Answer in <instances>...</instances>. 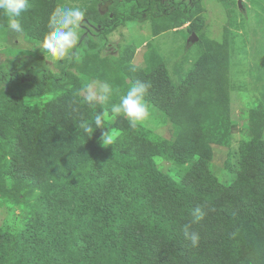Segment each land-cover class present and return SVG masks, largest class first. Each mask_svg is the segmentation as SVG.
Wrapping results in <instances>:
<instances>
[{"label": "trees", "instance_id": "trees-1", "mask_svg": "<svg viewBox=\"0 0 264 264\" xmlns=\"http://www.w3.org/2000/svg\"><path fill=\"white\" fill-rule=\"evenodd\" d=\"M166 1L117 0L109 14L89 6L85 21L97 40L82 38L79 62L70 58L55 77L0 89V196L30 207L22 229L0 228V264H264L263 106L247 118L235 178L221 184L210 170L212 144L231 140L229 31L221 43H205L178 84L152 45L147 67L128 73L130 85L151 83L146 100L172 124V141H154L124 117L91 137L79 124L92 122L100 105L89 108L70 95L33 101L80 76L97 78L99 51L116 28L143 15L172 16L175 24L202 0L188 9ZM64 2L30 0L19 33L42 43L50 13ZM208 109L213 131L200 128ZM108 128L120 134L105 148L99 137ZM156 157L182 168L178 178L160 170ZM196 207L206 214L192 224ZM186 225L199 234L198 246L185 237Z\"/></svg>", "mask_w": 264, "mask_h": 264}, {"label": "rangeland", "instance_id": "rangeland-1", "mask_svg": "<svg viewBox=\"0 0 264 264\" xmlns=\"http://www.w3.org/2000/svg\"><path fill=\"white\" fill-rule=\"evenodd\" d=\"M116 2L117 0H65L64 6H78L86 10L89 6L96 5L101 14H109ZM166 2L170 7L173 2L182 3L186 9L192 5V0ZM171 18L173 17L164 14L155 19L143 15L106 34L105 45L99 51L97 78L86 79L80 76L81 82L78 84H60L51 92L44 91L36 95L33 101L45 103L60 95H70L79 100L75 96L76 91L93 80L108 81L123 93L130 86L128 73L132 69L147 67L149 45L161 56L169 77L178 84L205 50V43H221L225 32L229 31L231 140L212 144L210 161L211 172L221 184L227 185L236 176L240 146L249 138V113L252 109L264 107V0H202L198 6L185 13L182 21L174 24ZM96 31L91 23L85 21L81 41L78 43L79 53L84 54L85 51L83 39L97 40ZM192 35H196L198 39L189 43ZM42 51V43L33 42L22 33L8 29L0 31V83L4 85L0 84V89H7L15 82L59 75L63 61H48ZM114 99L118 102V98ZM204 102L209 104L208 99H204ZM149 106V120L138 127L144 129L154 141H172V124L159 109ZM206 114L209 116L206 119L203 117L200 128L213 131L217 122L209 109ZM113 121L109 120L108 123L113 124ZM114 130L116 138L120 130ZM156 163L160 170L175 178L183 170L173 162L158 157ZM29 211L27 204L0 196V228L22 229Z\"/></svg>", "mask_w": 264, "mask_h": 264}, {"label": "clouds", "instance_id": "clouds-1", "mask_svg": "<svg viewBox=\"0 0 264 264\" xmlns=\"http://www.w3.org/2000/svg\"><path fill=\"white\" fill-rule=\"evenodd\" d=\"M30 7V0H0V13L5 17L9 31L17 33L23 31L21 18ZM85 16L86 10L78 6L60 5L53 9L47 20L48 31L42 41V53L48 61L61 62L69 58L76 62L81 60L78 43L81 41ZM2 86L4 87L3 84ZM150 88V82L137 81L122 93L119 87L108 81L93 80L85 83L75 93L79 98L78 102L89 108L100 105L102 111L94 113L92 122L82 120L79 128L84 134L90 133L92 137L97 129L103 130L109 120L124 117L129 126L135 129L150 118V106L146 100ZM114 98H118V102ZM115 136L114 129L102 131L99 137L101 146L105 148L111 146ZM205 214L202 208H194L191 212V223H199ZM184 234L193 247L198 246L200 236L197 232L189 231L186 225Z\"/></svg>", "mask_w": 264, "mask_h": 264}, {"label": "water", "instance_id": "water-1", "mask_svg": "<svg viewBox=\"0 0 264 264\" xmlns=\"http://www.w3.org/2000/svg\"><path fill=\"white\" fill-rule=\"evenodd\" d=\"M197 39L196 35H192L189 39V43H194Z\"/></svg>", "mask_w": 264, "mask_h": 264}]
</instances>
